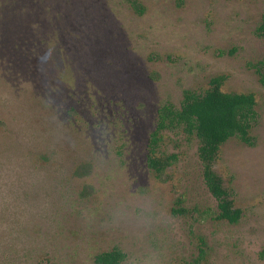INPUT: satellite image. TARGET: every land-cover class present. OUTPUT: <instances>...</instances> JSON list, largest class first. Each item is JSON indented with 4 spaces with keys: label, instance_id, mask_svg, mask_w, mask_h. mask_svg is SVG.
Instances as JSON below:
<instances>
[{
    "label": "rangeland",
    "instance_id": "374dc122",
    "mask_svg": "<svg viewBox=\"0 0 264 264\" xmlns=\"http://www.w3.org/2000/svg\"><path fill=\"white\" fill-rule=\"evenodd\" d=\"M0 0V264H264V0ZM51 57V58H50ZM226 78L255 94L253 145L216 165L238 224L173 210L217 209L198 142L164 131L178 156L149 168L161 108Z\"/></svg>",
    "mask_w": 264,
    "mask_h": 264
},
{
    "label": "trees",
    "instance_id": "16d2710c",
    "mask_svg": "<svg viewBox=\"0 0 264 264\" xmlns=\"http://www.w3.org/2000/svg\"><path fill=\"white\" fill-rule=\"evenodd\" d=\"M131 3L136 11L141 12L136 0ZM261 31H264V22ZM257 68L264 84V62H260ZM225 80L224 76L213 78L209 89L202 93L186 90L180 107L168 103L161 108L157 129L151 138L148 165L158 177H162L178 161L177 155L160 152L159 143L164 131H180L197 140L204 183L217 201V209L206 206L189 209L178 201L173 212L179 216H192L198 221L238 224L243 218V211L236 206L235 193L226 186L216 165L223 146L231 139L237 138L247 145L254 144L252 131L258 125L260 115L255 94L226 93L222 89ZM201 243V256L193 264H202L206 257V239L201 238ZM125 259L123 252L113 250L99 254L95 261L96 264H122Z\"/></svg>",
    "mask_w": 264,
    "mask_h": 264
},
{
    "label": "clouds",
    "instance_id": "9594fccd",
    "mask_svg": "<svg viewBox=\"0 0 264 264\" xmlns=\"http://www.w3.org/2000/svg\"><path fill=\"white\" fill-rule=\"evenodd\" d=\"M51 58V57H50Z\"/></svg>",
    "mask_w": 264,
    "mask_h": 264
}]
</instances>
